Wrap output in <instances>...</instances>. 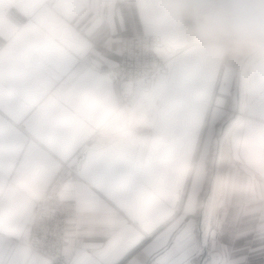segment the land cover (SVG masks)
<instances>
[{
  "label": "crops",
  "instance_id": "0c3cea01",
  "mask_svg": "<svg viewBox=\"0 0 264 264\" xmlns=\"http://www.w3.org/2000/svg\"><path fill=\"white\" fill-rule=\"evenodd\" d=\"M80 2L0 0V264H47L27 245L41 188L63 197L68 264H243L249 248L235 238L264 241V60L223 42L213 52H202L199 42L171 43L179 32L169 19L173 0H89L98 14L76 22L70 14ZM53 5L63 15L49 11ZM138 33L157 34L154 52L166 58L152 80L145 121L129 114L108 75L120 37ZM245 65L246 118L225 131L215 196V187L210 194L205 187L206 164L225 109L237 104ZM69 81L104 98L87 123L56 95ZM249 171L262 199L244 200ZM260 256L264 264V250Z\"/></svg>",
  "mask_w": 264,
  "mask_h": 264
},
{
  "label": "clouds",
  "instance_id": "9594fccd",
  "mask_svg": "<svg viewBox=\"0 0 264 264\" xmlns=\"http://www.w3.org/2000/svg\"><path fill=\"white\" fill-rule=\"evenodd\" d=\"M76 8L70 14L76 22L98 14V9L89 0H81ZM242 8L248 11H241ZM49 11L63 15L58 13L55 5ZM185 18H191L194 25L184 28L182 21ZM169 19L179 27L178 35L171 41L173 44L199 42L202 52H213L223 42L231 52H247L264 60V0H247L244 4L236 0H173ZM64 23L61 20V24ZM44 27L42 19L35 26L37 35L42 34ZM56 95L84 123H87L94 107L105 103L97 88L79 81H69L59 86ZM104 131L102 126L94 129L96 143L100 142ZM260 135L264 140V130ZM43 193L44 189L41 188L39 195L43 197Z\"/></svg>",
  "mask_w": 264,
  "mask_h": 264
},
{
  "label": "built area",
  "instance_id": "2783aa9c",
  "mask_svg": "<svg viewBox=\"0 0 264 264\" xmlns=\"http://www.w3.org/2000/svg\"><path fill=\"white\" fill-rule=\"evenodd\" d=\"M159 45H161V40L154 33H138L120 37L118 59L114 68L109 70L108 75L111 81L116 83L117 91L121 95L122 104L125 107L134 104L138 98L151 96L152 80L159 71L163 70L165 65V57L154 52V48ZM167 51L170 53L171 49L168 48ZM245 67L246 65L240 71L238 102L236 106L229 108L230 114H237L236 118L243 116L241 106ZM234 123L235 121L228 126L227 130ZM225 134L221 137L220 146ZM80 161L81 157L77 155L71 168L78 167ZM247 174V178H249V172ZM252 187L246 185L245 200L254 193ZM67 227L68 213L62 195L59 192H46L36 205L29 222L27 245L43 255L47 259V264H68L70 254L66 248L69 241ZM207 233L208 227L205 230V239L198 250L199 253L204 251L203 246L206 245ZM219 264H224V261L220 260Z\"/></svg>",
  "mask_w": 264,
  "mask_h": 264
},
{
  "label": "rangeland",
  "instance_id": "374dc122",
  "mask_svg": "<svg viewBox=\"0 0 264 264\" xmlns=\"http://www.w3.org/2000/svg\"><path fill=\"white\" fill-rule=\"evenodd\" d=\"M165 61H166V58H165ZM238 85H239V83H238ZM153 102L154 101H153V97L152 96L141 97V98H138L134 104H132L131 106L129 105L128 107H126V109L129 111L130 115L133 114V113H137L139 115L138 119L142 120V121H145L147 116H148V113H149V111H150V109L152 107ZM237 102H238V93H237ZM247 102L241 106L242 107L243 116H240L239 118H236V116H237L236 113H231V114L229 113V108L233 107V105L229 106V107H227L225 109L224 119L227 121L225 123V128L223 129L222 133L219 135L217 143L214 145V147L212 149V152L209 155L207 164H206V172H207L206 174L207 175H206L205 187L209 188V194L211 192V188L215 187V191L213 189H212V191L215 192V196H216L217 192H219V190H220V188H221V186L223 184L222 171L224 170V163H223L224 161H223V159H224V156H225V147H224V143L221 144V146H220V140H221L222 134L225 133V131L227 130L228 126L233 121H235V123L233 124V126H234L237 122L239 123L242 120L243 121L245 120V118H246L245 107L248 104ZM218 153H219V155H218ZM218 156H219V158H218ZM249 174H250V177L247 178L248 174L246 172L245 177L243 179V194H244L246 185L253 186L252 188H254V193L250 196L249 199H246V200L262 199L263 196L259 193V190H258L259 179H258L257 175L253 174L250 171H249ZM214 179H215V181H214ZM212 183H215V185H213ZM244 200H245V198H244ZM207 214L211 215L210 204H209V207L207 208ZM207 227H208V233H207V236H206V241L208 240L207 237L209 235V228H210L209 224H208V220L206 221V223L204 225L203 234H202V241H204V239H205V230L207 229ZM254 231H256V230H254ZM252 241L253 240H251V242ZM263 245H264V243H263ZM253 247L254 246H249L248 248L251 251L253 249ZM262 250H264V247H263Z\"/></svg>",
  "mask_w": 264,
  "mask_h": 264
},
{
  "label": "trees",
  "instance_id": "16d2710c",
  "mask_svg": "<svg viewBox=\"0 0 264 264\" xmlns=\"http://www.w3.org/2000/svg\"><path fill=\"white\" fill-rule=\"evenodd\" d=\"M237 215H236V219H237V222L239 221V223L242 221V219L244 218V214H242V212L240 210H238V212H236ZM239 244L244 245V248L246 249L247 247L249 246H254L253 249L247 254V258L243 261L244 263L243 264H261L262 262V257L260 256V253L262 252V249L264 247L263 243L264 241L261 240V241H252L251 242V236L250 234L248 235H244L243 237H240V238H235L234 240V244ZM259 247V248H258Z\"/></svg>",
  "mask_w": 264,
  "mask_h": 264
},
{
  "label": "water",
  "instance_id": "95a60500",
  "mask_svg": "<svg viewBox=\"0 0 264 264\" xmlns=\"http://www.w3.org/2000/svg\"><path fill=\"white\" fill-rule=\"evenodd\" d=\"M238 90V89H237ZM237 93H238V91H237ZM215 180V179H214ZM203 250H206V247L205 246H203Z\"/></svg>",
  "mask_w": 264,
  "mask_h": 264
},
{
  "label": "bare ground",
  "instance_id": "6f19581e",
  "mask_svg": "<svg viewBox=\"0 0 264 264\" xmlns=\"http://www.w3.org/2000/svg\"><path fill=\"white\" fill-rule=\"evenodd\" d=\"M238 94H239V96H240V92H238ZM239 96H238V97H239ZM216 162H217V161H216ZM214 181H215V180H214ZM213 185H214V183H213ZM213 188H214V187H212V189H213Z\"/></svg>",
  "mask_w": 264,
  "mask_h": 264
}]
</instances>
